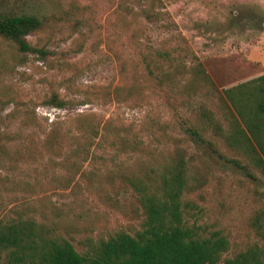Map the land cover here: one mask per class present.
I'll list each match as a JSON object with an SVG mask.
<instances>
[{
  "label": "rangeland",
  "instance_id": "1",
  "mask_svg": "<svg viewBox=\"0 0 264 264\" xmlns=\"http://www.w3.org/2000/svg\"><path fill=\"white\" fill-rule=\"evenodd\" d=\"M25 14L42 20L31 50L0 37V221L54 224L80 251L134 233L132 180L182 153L189 223L222 231L223 258L263 244L264 174L225 141L220 95L264 74V0H0V18ZM199 64L217 89L188 86Z\"/></svg>",
  "mask_w": 264,
  "mask_h": 264
},
{
  "label": "trees",
  "instance_id": "2",
  "mask_svg": "<svg viewBox=\"0 0 264 264\" xmlns=\"http://www.w3.org/2000/svg\"><path fill=\"white\" fill-rule=\"evenodd\" d=\"M41 24L36 15L4 16L0 18V37L16 42L21 51L27 52L32 47L26 36ZM156 53L163 60H172L167 50ZM146 66L152 73L151 62ZM192 71L189 87L200 83L217 89L202 64ZM117 88L120 87L115 86V94ZM107 89L112 93L110 87ZM222 91L220 109L229 122L228 131L222 132L225 141L248 156L264 174V74ZM202 116L213 123L208 111ZM216 129L220 130L218 125ZM191 132L196 139H202L196 129ZM55 138L54 130L46 134L47 140ZM203 141L212 148L215 145ZM186 170L184 155L177 153L172 164L165 165L155 176L133 179L145 213L142 227L134 233L119 230L107 238L89 237L82 251L54 224L33 219L0 221L1 264H264L263 222L258 225L263 244H254L226 258L223 256L230 243L221 230H204L197 223H189L186 213L192 204L183 199L188 186Z\"/></svg>",
  "mask_w": 264,
  "mask_h": 264
}]
</instances>
